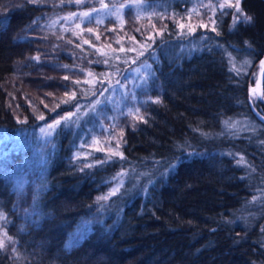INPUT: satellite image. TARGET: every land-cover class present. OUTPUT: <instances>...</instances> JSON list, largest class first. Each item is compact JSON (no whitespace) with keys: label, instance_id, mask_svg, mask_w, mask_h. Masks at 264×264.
Here are the masks:
<instances>
[{"label":"trees","instance_id":"16d2710c","mask_svg":"<svg viewBox=\"0 0 264 264\" xmlns=\"http://www.w3.org/2000/svg\"><path fill=\"white\" fill-rule=\"evenodd\" d=\"M152 1L119 22L93 13L124 0H0V264H264V0L181 37ZM141 64L110 125L98 97ZM81 115L105 152L75 146Z\"/></svg>","mask_w":264,"mask_h":264},{"label":"rangeland","instance_id":"374dc122","mask_svg":"<svg viewBox=\"0 0 264 264\" xmlns=\"http://www.w3.org/2000/svg\"><path fill=\"white\" fill-rule=\"evenodd\" d=\"M123 1V0H120ZM183 1L187 2L188 5H184ZM230 0H176V10L179 11V13H176V17L180 15L182 16V19L177 20V37L181 36H188L196 31V26L198 25H205L202 21H198V19H201L200 16L197 17V19L192 20L194 16H196L198 13H200V10L205 9L206 11L209 12L210 18L214 17L217 13L222 12L224 9V6L229 2ZM154 2L152 0H124L122 5H119L117 8H107L103 7L101 8L100 11L94 12L93 15L98 19H103L104 17H109V16H114L117 21H121V14L123 10L127 7L133 8L138 14H150L151 12H154L156 10H165L163 5L160 4L158 5L157 9L153 7ZM185 6H187L185 8ZM185 8V9H184ZM185 11L183 13L182 11ZM239 10V0H236L235 2V8L234 11L238 12ZM160 13V12H159ZM183 13V14H182ZM179 18V17H178ZM239 19V18H238ZM245 20H249L247 17ZM200 22V23H199ZM201 27V26H200ZM150 72H149V66L147 64H141L138 66H135L133 69H130L127 74H125L123 77L124 79L126 78L127 83L130 87V94L127 92V89H125V85H122L120 83L115 82V81H110L107 84V89L98 97V100L101 101L100 103L104 104L106 106V111L103 110V115L104 119L110 123V125L114 122L115 115L116 113H122L126 114L129 112H135L133 105L131 102L132 98L130 95H134L139 89L147 85V81L149 80ZM117 80V79H116ZM114 85H116L114 87ZM255 92V88H254ZM253 92V93H254ZM256 94V92H255ZM135 96V95H134ZM255 100V99H254ZM100 106V105H99ZM98 107L96 108V110ZM113 110V111H112ZM69 119V118H67ZM65 119L61 122H58L59 126L63 123L68 125V120ZM88 121V120H87ZM100 121V119H99ZM56 125H49V126H43L38 133V136L40 137V140H46L49 139L53 136L55 131H57V126ZM83 125V129H89L91 133L84 137L82 134L79 136V140H77V145L75 146H80L83 149V154L89 155L91 150L94 149V147H97L99 152H105L103 149L105 148V142L104 136L102 135L103 133L101 132V129H105L103 124H100V122L95 123V128L90 126L86 122V118L81 115V116H76L75 124L72 126L71 131L77 132L79 126ZM80 126V127H81ZM64 128L65 132L63 134V139L67 138V133L70 131L68 128ZM85 131V130H84ZM108 132V131H107ZM22 141V140H21ZM23 142V141H22ZM32 147H30L31 151L34 152V155L37 153V145L39 146V143L37 144H31ZM75 154L79 157L82 158V156L79 155L78 152H75ZM82 154V155H83Z\"/></svg>","mask_w":264,"mask_h":264},{"label":"water","instance_id":"95a60500","mask_svg":"<svg viewBox=\"0 0 264 264\" xmlns=\"http://www.w3.org/2000/svg\"><path fill=\"white\" fill-rule=\"evenodd\" d=\"M260 63H261V65H263V68L258 75L256 85H255V91H256L258 96L262 95V86L264 83V55H263Z\"/></svg>","mask_w":264,"mask_h":264}]
</instances>
